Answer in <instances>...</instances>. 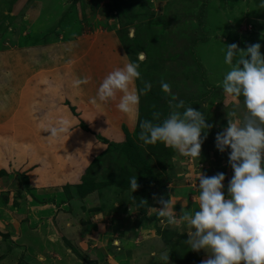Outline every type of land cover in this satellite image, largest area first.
I'll list each match as a JSON object with an SVG mask.
<instances>
[{"label": "rangeland", "instance_id": "rangeland-1", "mask_svg": "<svg viewBox=\"0 0 264 264\" xmlns=\"http://www.w3.org/2000/svg\"><path fill=\"white\" fill-rule=\"evenodd\" d=\"M2 3L0 177L11 176L0 188V205L9 198L12 210L23 200L50 203L62 262L160 264L169 253V264H201L208 253L191 250L187 231L158 217L157 198L171 199L177 214L196 210V181L189 177L197 169L225 173L227 194L230 149L219 152L215 136L233 105H225L218 85L228 71L227 44L260 43L264 55V0H19L20 9L13 0ZM141 51V78L130 88L148 82L151 89L141 95L138 114L117 109L120 93L93 104L105 76ZM83 77L89 82L74 87ZM180 100L213 125L200 158L138 139L139 121L157 112L163 120L169 101ZM57 113L70 127L59 140L40 131ZM133 176L139 187L132 193ZM60 224L70 230L61 234Z\"/></svg>", "mask_w": 264, "mask_h": 264}, {"label": "clouds", "instance_id": "clouds-1", "mask_svg": "<svg viewBox=\"0 0 264 264\" xmlns=\"http://www.w3.org/2000/svg\"><path fill=\"white\" fill-rule=\"evenodd\" d=\"M129 37L134 38V31ZM260 49V43L244 49L236 43L226 45L224 64L228 71L218 86L225 95V105L232 104L233 111L228 113L227 126L216 134L215 147L221 153L230 149L228 164L233 175L227 194L225 173L207 176L197 169L189 177L196 181V210L189 213L181 209L177 214L171 199L157 198L161 205L157 208L158 217L169 226L187 231L185 242L191 250L208 253L201 264H264V55ZM145 59V53L138 52L136 61L110 71L91 102L106 103L120 93L117 109L124 114H138L140 97L150 91L151 84L144 82L141 89L130 86L141 78L140 63ZM88 82L89 77L78 78L73 86ZM161 90L170 94V84L162 80ZM169 108L163 120L160 113H153V120L158 123L139 121L138 139L143 146L159 142L183 157L200 158L202 143L213 125L206 122L201 110L185 107L182 100L169 101ZM40 131L59 140L70 127L68 120L57 113ZM129 185L132 193L137 190V176L129 179ZM36 259L44 264V256L37 255ZM158 259L160 264H169V253H162Z\"/></svg>", "mask_w": 264, "mask_h": 264}, {"label": "crops", "instance_id": "crops-1", "mask_svg": "<svg viewBox=\"0 0 264 264\" xmlns=\"http://www.w3.org/2000/svg\"><path fill=\"white\" fill-rule=\"evenodd\" d=\"M13 1H15L14 7L20 9L19 0ZM3 6L2 0H0V9ZM74 172L78 171L73 170V174ZM9 176L11 175L0 177V188L10 181L8 180ZM9 199V203L0 205V264H39L36 259L37 255L45 257L44 264H69L65 261L62 262L58 255L60 241L57 239V235L59 232L55 229L52 230L54 220L51 221V217H48L49 214H47L49 212L47 205L50 203L29 205L27 200H23L18 205L19 207L17 204L16 206L15 203L13 204V212L12 206L10 207L12 198ZM46 214L47 218H42ZM59 226L62 227L61 234L70 230L64 224ZM3 231H5L4 235H2ZM78 241H81L80 245H83V239H78Z\"/></svg>", "mask_w": 264, "mask_h": 264}]
</instances>
